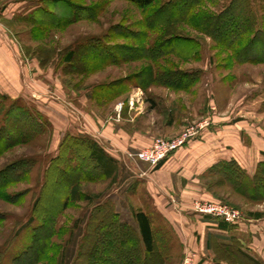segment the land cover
Segmentation results:
<instances>
[{"label":"rangeland","instance_id":"obj_1","mask_svg":"<svg viewBox=\"0 0 264 264\" xmlns=\"http://www.w3.org/2000/svg\"><path fill=\"white\" fill-rule=\"evenodd\" d=\"M72 1L87 7L86 17L45 30L16 18L17 11L41 0H0V26L5 24L17 39L31 71L26 93L33 100H24L49 122L44 133L0 151V175L20 161L30 162L20 175L17 167L0 176V264H107L95 258L92 236L106 230L100 222L115 219L137 228L133 211L140 209L153 215L155 227L168 229L170 241L162 264H183L193 252L198 264L204 259L212 264H258L255 260L264 264L262 190L252 195L236 189L209 172L212 165L201 174L195 183L207 197L202 199L220 201L243 216L234 224L243 230L234 235L233 244L212 242L207 252L196 243L180 242L182 229L172 228L153 210L147 178L156 167L128 154L149 147L157 138H175L204 121L205 128L186 145L224 124L233 125L235 141L264 143V61L240 60L226 41L204 31L196 14L186 12L165 34L153 29L143 37L146 17L166 0L146 7L131 0ZM231 1L203 0L196 12L217 15ZM257 1L264 5V0ZM175 11L172 8L170 14L175 16ZM7 13H15L14 19L6 20ZM167 37L168 52L155 58L101 65L94 59L80 60L78 54L83 43L95 39L139 49L147 46L149 53ZM72 50L78 55L68 62L66 55ZM184 74L193 81L175 80ZM167 75L170 83L161 81ZM46 94L55 98L51 107L38 102ZM84 138L96 141L118 160L115 177L106 176L86 158ZM261 156L253 171L239 164L248 176L264 173V152ZM170 200L176 212L187 203L177 194ZM108 234H100L102 244L109 245Z\"/></svg>","mask_w":264,"mask_h":264},{"label":"trees","instance_id":"obj_2","mask_svg":"<svg viewBox=\"0 0 264 264\" xmlns=\"http://www.w3.org/2000/svg\"><path fill=\"white\" fill-rule=\"evenodd\" d=\"M131 1L141 7H146L156 0ZM202 1L166 0L162 6L146 17L147 31L142 32L143 37H147L153 29L162 30L161 34H165L169 25L180 21L178 16H183L182 14L186 12L188 16L196 14L202 22L201 25L204 31H208L221 41H226L229 47L235 50L234 52L240 60L264 61V14L262 15L261 12L264 13V5H259L257 0H232L220 14L207 15L202 13V10H200L201 13L196 12V8L202 4ZM41 3L27 17V21L45 30L61 27V25H67L76 19L84 18L86 17L85 13L88 11L87 7L80 6L72 0H41ZM239 5L241 6L239 7ZM172 8L177 11L174 13L175 16L170 14ZM250 33H252V37H248ZM170 42L171 40L167 37L158 43V48H150L148 53L146 52L149 49L147 46L139 49L135 46L111 44L101 39H95L83 43L78 50V54L81 56L80 60L87 63L89 61L91 63L93 59L101 65L109 62L119 63L145 56L155 58L168 52ZM259 43H262V45H258ZM196 44L194 45L195 50L193 49L195 52L198 46ZM255 47L259 49L258 53L253 55L251 53ZM76 54V50L70 51L66 55V60L68 62L73 61ZM193 79L184 74L175 80L189 84ZM170 80L172 79L168 75L161 78V81L165 83H170ZM7 102H9L8 105ZM48 123V120L28 106L24 99L11 98L0 93V151L13 143L32 139L38 134L44 133ZM84 140L89 149L86 158L106 176L115 177L119 169L118 160L105 151L96 141H88L86 138ZM26 163L30 162L20 161L17 165L6 168L3 175L7 176L9 171L17 167V173L22 174L24 167L27 170L30 168ZM160 165L161 163L156 168ZM208 171L221 175L224 181L231 183L236 189L244 190L248 194L253 195L256 191L261 192V190L262 194L264 193V173L258 172L254 177H250L235 159L220 161L212 165ZM18 174L15 177H18ZM133 212L137 228L115 219L112 221L103 219L100 222L99 225L105 227L106 230L104 229L102 232L96 230L97 233L92 236L94 249L97 250L95 253L97 260H102L107 264H155V260L158 261L156 264H162L166 261L165 251L170 241L168 229H165V226L155 227L153 215L144 210H134ZM219 223L226 228L230 226L222 220H219ZM100 226L96 229L102 230V228H99ZM107 231L109 232L108 237L112 238L108 242L109 245L102 244L103 241L100 237V234ZM100 244L102 246H99ZM155 254H157L158 259H156ZM255 262L260 264L258 260H255Z\"/></svg>","mask_w":264,"mask_h":264},{"label":"crops","instance_id":"obj_3","mask_svg":"<svg viewBox=\"0 0 264 264\" xmlns=\"http://www.w3.org/2000/svg\"><path fill=\"white\" fill-rule=\"evenodd\" d=\"M41 4L37 2L26 11H17L16 18L27 21V17ZM4 16L6 20L11 21L15 13ZM20 51L19 42L7 26L2 24L0 26V93L11 98L31 100L32 97L26 93V79L31 75V71L22 60ZM43 98L38 102L44 106H50L55 101V98L47 94ZM206 133L204 137L190 142L172 154L150 174L147 178V193L151 197L153 210H156L163 219L166 218L165 221L171 227L182 229L183 236L179 238L180 242L191 246L196 243V247H204L208 252L212 242L224 247L231 246L235 241L234 235L238 236V230L243 229L237 225L223 227L219 220L196 213L192 209L193 200L207 197L195 181L199 180L201 174L211 165L220 160L233 158L248 172L253 171L256 163L262 158L264 143L258 141L257 145L249 144L240 138L235 141L233 125L230 124L209 129ZM126 143L130 145L132 140L129 138ZM172 194L179 195L187 202L177 212L173 209L170 200ZM201 264H212V262L204 259Z\"/></svg>","mask_w":264,"mask_h":264},{"label":"built area","instance_id":"obj_4","mask_svg":"<svg viewBox=\"0 0 264 264\" xmlns=\"http://www.w3.org/2000/svg\"><path fill=\"white\" fill-rule=\"evenodd\" d=\"M206 125L207 121H204L196 126L188 127L181 135L175 138H157L149 147L129 152L128 154L135 161H142L156 167L189 141L198 137L201 130L205 128ZM192 209L200 215L222 220L230 225L237 224L243 219L238 209L220 201L195 199ZM199 262L200 259H196V252H193L184 258L183 264H198Z\"/></svg>","mask_w":264,"mask_h":264}]
</instances>
